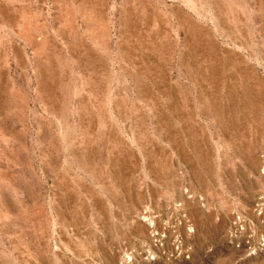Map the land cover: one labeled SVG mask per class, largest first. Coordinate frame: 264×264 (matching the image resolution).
<instances>
[{
  "label": "rangeland",
  "instance_id": "obj_1",
  "mask_svg": "<svg viewBox=\"0 0 264 264\" xmlns=\"http://www.w3.org/2000/svg\"><path fill=\"white\" fill-rule=\"evenodd\" d=\"M0 264H264V0H0Z\"/></svg>",
  "mask_w": 264,
  "mask_h": 264
},
{
  "label": "bare ground",
  "instance_id": "obj_2",
  "mask_svg": "<svg viewBox=\"0 0 264 264\" xmlns=\"http://www.w3.org/2000/svg\"><path fill=\"white\" fill-rule=\"evenodd\" d=\"M262 210V209H261Z\"/></svg>",
  "mask_w": 264,
  "mask_h": 264
}]
</instances>
